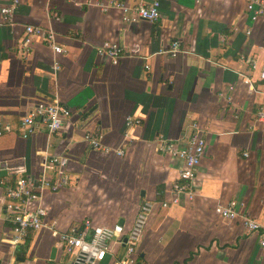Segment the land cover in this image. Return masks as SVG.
I'll list each match as a JSON object with an SVG mask.
<instances>
[{"label":"crops","instance_id":"1","mask_svg":"<svg viewBox=\"0 0 264 264\" xmlns=\"http://www.w3.org/2000/svg\"><path fill=\"white\" fill-rule=\"evenodd\" d=\"M10 1L0 0V8ZM20 1L12 21L0 15V264H68L57 249L52 258L51 226L67 231L90 218L129 228L145 201L155 207L138 248L144 263L264 264L259 236L242 218L215 211L237 200L264 221V123L256 118L264 94L245 82L261 83L252 62L264 67V17L252 22L246 0H159V20L132 23L116 3L154 0ZM26 25L54 29L66 52L56 57L42 42L23 51ZM107 41L125 49L117 63L98 54ZM175 41L181 52L172 56L165 51ZM56 100L72 110L68 126L50 134L39 123L22 137L21 118ZM128 116L142 124L128 128ZM194 124L206 138L196 195L163 208L183 163L159 152L158 139H187ZM87 131L101 132L106 146H124V155L93 149ZM48 154L67 157L72 184L43 192L47 227L14 246L6 186L16 181L15 167L39 176Z\"/></svg>","mask_w":264,"mask_h":264},{"label":"built area","instance_id":"2","mask_svg":"<svg viewBox=\"0 0 264 264\" xmlns=\"http://www.w3.org/2000/svg\"><path fill=\"white\" fill-rule=\"evenodd\" d=\"M20 0H11L9 4L0 8V15L4 22H10L19 9ZM116 6L123 11V20L132 23L137 20L157 21L161 18V4L154 0L149 4L129 6L119 2ZM246 10L252 22L264 17V0H246ZM248 34H251L249 29ZM35 42H42L52 49L53 53L60 56L66 52L58 41V35L54 29L40 25H26L21 47L23 51H30ZM172 56L181 52L180 43L175 41L165 51ZM125 49L117 43L107 41L98 48V54L111 58L114 63L124 55ZM149 68V66H146ZM61 62L56 59L54 69L59 70ZM252 68L258 69V83L250 78L245 82L252 92L264 94V67H258L252 62ZM72 110L60 103L40 101L25 114L19 122V131L22 137L32 136L39 123L45 125L48 133L54 134L63 131L69 124ZM257 121L264 123V103L256 113ZM142 124V119L136 116H128L126 125L128 128ZM193 133L187 139H168L160 136L157 142V150L180 159L183 163L176 180L171 188V196L160 202L163 208L179 205L183 197L193 200L196 195L195 179L198 168L205 154L206 138L197 124ZM2 131L0 130V135ZM101 132L87 131L84 139L93 149H102L105 152H116L124 155V146L113 148L106 146L102 141ZM244 155H248L246 152ZM68 159L64 155L48 154L42 161V172L39 176L25 174L21 167H15L17 173L15 182L9 183L5 189L6 210L12 223V239L14 246L23 244L32 234L42 231L47 227L45 219L48 209L41 203L45 190L59 191L72 184V179L67 168ZM53 169V175L49 173ZM155 207L152 201L141 204L133 225L126 228L122 223L114 225L96 224L93 219H85L82 226H72L67 231H61L51 226L52 235L56 238V249L73 257L71 264H100L107 256L113 257V264H147L140 258L138 244L141 242L150 216ZM217 214L225 219L242 218L248 233H256L260 244L264 247V221H259L240 209V203L232 200L228 205H218L215 208ZM114 245L124 247L122 255L114 250Z\"/></svg>","mask_w":264,"mask_h":264},{"label":"rangeland","instance_id":"3","mask_svg":"<svg viewBox=\"0 0 264 264\" xmlns=\"http://www.w3.org/2000/svg\"><path fill=\"white\" fill-rule=\"evenodd\" d=\"M149 225V224H148ZM147 225V226H148ZM139 246L137 247V248H139L140 247V243L138 244ZM119 247V246H118ZM123 249V248H122ZM115 251L117 250L116 248L114 249ZM123 251V250H122ZM122 251L119 253V255H122L123 253H122ZM60 253H62L61 251H59ZM63 256H64V258H67L68 259V264H71V262L73 261V257L72 256H70L69 254H66V253H64L63 254ZM65 264V263H64ZM67 264V263H66ZM174 264H177V263H174Z\"/></svg>","mask_w":264,"mask_h":264},{"label":"water","instance_id":"4","mask_svg":"<svg viewBox=\"0 0 264 264\" xmlns=\"http://www.w3.org/2000/svg\"><path fill=\"white\" fill-rule=\"evenodd\" d=\"M4 174H5L4 172H1L0 177H2ZM120 223H122V221ZM55 253H56V248L53 249L52 258H54Z\"/></svg>","mask_w":264,"mask_h":264}]
</instances>
